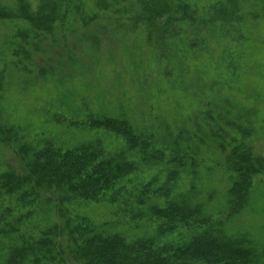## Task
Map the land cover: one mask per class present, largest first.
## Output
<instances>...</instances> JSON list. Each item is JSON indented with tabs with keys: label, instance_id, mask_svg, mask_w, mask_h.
I'll return each instance as SVG.
<instances>
[{
	"label": "rangeland",
	"instance_id": "rangeland-1",
	"mask_svg": "<svg viewBox=\"0 0 264 264\" xmlns=\"http://www.w3.org/2000/svg\"><path fill=\"white\" fill-rule=\"evenodd\" d=\"M21 1L57 20L38 29L0 18L3 122L20 126L31 142L96 139L112 151L125 147L121 137L83 123L96 114L126 118L164 151L158 163L141 160L123 183L131 195L154 175L164 180L171 159L181 158L173 194L191 198L226 237L245 235L264 264V170L247 205L231 214L236 174L228 164L235 148L264 157V0H0V8L17 12ZM24 169L14 146L0 142V174ZM58 197L38 191L36 231L61 221ZM70 206L132 238L156 235L160 223L147 205L141 220L123 216L117 204ZM196 232L179 228L158 240L186 241ZM65 261L79 264L69 254Z\"/></svg>",
	"mask_w": 264,
	"mask_h": 264
},
{
	"label": "trees",
	"instance_id": "trees-1",
	"mask_svg": "<svg viewBox=\"0 0 264 264\" xmlns=\"http://www.w3.org/2000/svg\"><path fill=\"white\" fill-rule=\"evenodd\" d=\"M0 18L26 19L38 29H50L57 20L55 13L42 8L32 13L22 1L17 12L0 8ZM83 125L121 137L125 147L111 151L96 139L74 146L47 138L31 142L20 126L3 122L0 110V142L14 146L25 164L23 172L0 174V253L6 264H64L68 254L79 264H259L260 256L245 235L226 237L191 198L173 194L178 168L185 165L181 158L171 159L174 166L164 180L154 175L131 195L123 183L136 173L141 160L158 163L164 151L123 117L96 114ZM229 163L236 174L229 190L230 213L236 214L247 205L254 177L264 170V157L235 148ZM39 190L59 193L61 221L36 231L31 220ZM75 202L117 204L119 212L132 220L143 219L147 205L148 214L160 223L156 235L132 238L109 230L107 222L74 212L70 205ZM132 203L138 206L136 212ZM179 228L198 232L186 241L159 242L161 235Z\"/></svg>",
	"mask_w": 264,
	"mask_h": 264
}]
</instances>
